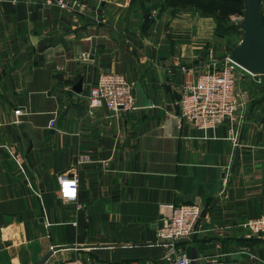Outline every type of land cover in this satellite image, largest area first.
Returning a JSON list of instances; mask_svg holds the SVG:
<instances>
[{"label": "crops", "instance_id": "obj_1", "mask_svg": "<svg viewBox=\"0 0 264 264\" xmlns=\"http://www.w3.org/2000/svg\"><path fill=\"white\" fill-rule=\"evenodd\" d=\"M75 1L84 6L0 0V264H37L49 250L43 264H165L176 250L189 264H264V240L242 225L264 214L257 79L238 81L243 120L232 144L226 122L179 118L183 79L211 68L212 40L220 51L209 20L143 0ZM104 71L138 82L150 103L88 111L82 97ZM71 165L77 199L64 201L57 175ZM180 202L201 206L196 231L158 240L160 218Z\"/></svg>", "mask_w": 264, "mask_h": 264}, {"label": "built area", "instance_id": "obj_2", "mask_svg": "<svg viewBox=\"0 0 264 264\" xmlns=\"http://www.w3.org/2000/svg\"><path fill=\"white\" fill-rule=\"evenodd\" d=\"M54 3L60 8H80L84 4L75 0H45ZM244 16V14H243ZM207 56L215 53L211 45L207 47ZM211 68L200 72L195 77L187 76L183 79L180 88L179 118L193 122L198 128H211L226 122V135L232 144L238 140V124L243 118L238 114L243 103L240 97L238 81L247 76L256 78L261 75L248 71L242 65L229 57L226 53L219 65L216 60H209ZM180 69L189 73V68L179 65ZM259 81V78H256ZM86 101L87 110L98 106H105L113 111L135 107V90L133 84L122 73L104 71L88 87L82 97ZM15 114L21 112L20 108L14 109ZM79 156L76 162L83 160ZM58 195L64 201H76L78 180L75 175V166L69 170L59 172ZM78 205V204H77ZM201 216V206L197 202H180L173 204L170 213L160 218L156 225L155 235L161 241H174L179 238L189 237L196 231L197 222ZM250 232L257 234L264 240V214L249 217L242 223ZM165 264H189L190 258L181 250L172 254H165ZM57 264H83L78 257L61 260ZM150 264H162L158 261ZM208 264H241L228 260H212Z\"/></svg>", "mask_w": 264, "mask_h": 264}, {"label": "water", "instance_id": "obj_3", "mask_svg": "<svg viewBox=\"0 0 264 264\" xmlns=\"http://www.w3.org/2000/svg\"><path fill=\"white\" fill-rule=\"evenodd\" d=\"M244 16L242 20L243 34L237 44L229 50V57L242 65L250 72L264 74V23L260 11V0H243ZM34 35L32 38L34 39ZM82 77L74 84L76 91L81 90ZM135 105H146L150 100L145 96L140 84L136 82ZM179 98L180 94H176ZM189 237L179 238L177 241H185ZM52 250L46 252L37 262L43 264ZM238 256V253H234Z\"/></svg>", "mask_w": 264, "mask_h": 264}, {"label": "rangeland", "instance_id": "obj_4", "mask_svg": "<svg viewBox=\"0 0 264 264\" xmlns=\"http://www.w3.org/2000/svg\"><path fill=\"white\" fill-rule=\"evenodd\" d=\"M145 2V7L149 8L151 6H154L155 8L161 10L163 7V10H166L171 15H177L178 13H185L186 16L203 18L204 20H209L210 25L212 23L213 30L211 28L208 29V27H205L209 31V37L214 36L216 37L220 43V51H216V41L212 40L215 45L211 44L215 48V54L211 57L208 56V59L210 61L216 60L217 65H219L226 53L229 52V50L238 43L240 38L243 34V28H242V20H243V14H244V7L242 10L229 12L225 14L221 19L215 17L211 14H203L201 12H198L196 10H193V8H180V9H174L172 6H164V0H143ZM152 1V5H149L147 2ZM264 9V0L260 1V11ZM204 25H207L206 23ZM195 29V27L193 28ZM206 30V31H207ZM207 42V41H206ZM206 42H204L206 44ZM216 55V56H215ZM256 78H259V81H257L256 84L259 85H253L255 92L254 94V102L253 104H262L264 105V74L255 76ZM251 86V85H250ZM252 87V86H251ZM251 90V89H250ZM252 99V98H251ZM47 259V258H46ZM242 263V262H241Z\"/></svg>", "mask_w": 264, "mask_h": 264}, {"label": "trees", "instance_id": "obj_5", "mask_svg": "<svg viewBox=\"0 0 264 264\" xmlns=\"http://www.w3.org/2000/svg\"><path fill=\"white\" fill-rule=\"evenodd\" d=\"M261 1V0H260ZM172 6L174 9L193 8L203 14H211L221 19L225 14L242 10L243 0H164V6ZM163 7L161 10L162 11ZM264 23V9L261 10Z\"/></svg>", "mask_w": 264, "mask_h": 264}]
</instances>
